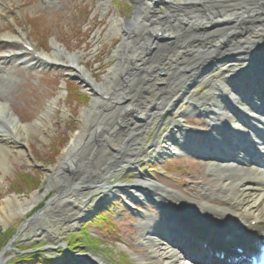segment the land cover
I'll use <instances>...</instances> for the list:
<instances>
[{"label":"bare ground","instance_id":"bare-ground-1","mask_svg":"<svg viewBox=\"0 0 264 264\" xmlns=\"http://www.w3.org/2000/svg\"><path fill=\"white\" fill-rule=\"evenodd\" d=\"M103 3L105 2L103 1ZM158 3L163 5L164 10ZM222 3L225 4L224 7L229 6L230 8L228 9H231V11L225 9L223 10L224 14H218L216 17H211L210 10L213 9V11H215L216 8H214V6ZM241 4L246 7L247 12L239 11V5ZM134 5L135 8L134 12L131 14V18L126 19L120 14H117L109 21L108 28L105 32L106 36L111 37L118 35L119 33H123L124 38L120 44L117 45L113 55H110V57L113 58L115 56L117 57V54L120 53V59H118V62L114 63L108 68L107 73L104 75L103 81L100 82L94 81V78H92V75L86 66L80 64L77 53L68 52L58 43L53 42L51 56L46 52H38L37 55H33L26 51L21 46V43H18L27 39V33L23 28L17 26L14 32H7L1 35V39L5 41L3 44L5 52H2L0 59L3 58L11 63L16 62V60L19 59L20 64L29 67L34 65H37L38 67H45L44 65H47V61L50 58L60 61L61 63H68L67 65L73 68V73L81 80V82L86 84L87 87H91L89 91H91L92 95L90 107H83L80 110V119L77 120L78 125L75 132L71 134L67 147L62 150L57 162L54 165H49L48 169L46 170L45 189L39 193L33 192L29 198L24 199L19 198L15 194H11L0 202V222L3 225H11L12 220H14L15 217L18 215H23L25 211L41 202L45 196H49L50 192L52 194L51 190H56L58 193L61 191L62 195L61 197L59 195L56 197L52 196L48 206L51 205L57 209H63L67 207L73 208L72 202H68L67 207H63L65 201L63 197H65L64 195H72L73 193L71 190L78 192V195L84 191V189L81 190V188H76V183L74 186H72V182L74 180L82 182L80 185H96L102 187V183L104 182L100 179L99 175L104 174L103 170L109 165H112L115 170L120 168V166H117V163L113 161L111 157L112 151L109 149V146L107 147L106 143H109L111 140V132L116 134L115 136L117 137H123V139L126 137L127 133L125 132L126 135H124L122 132L126 131V129H128L131 125L135 124L134 122L129 121L131 119L128 116H132L131 111H134L141 116H145L144 118H146V121H148L147 113L149 111L151 112V109L156 107L155 105L160 101V99H165L167 94L179 95L181 92L183 93V90L185 94L190 93L192 86L191 84H188L191 81H195L199 77V75H197L196 78L192 77L195 72L197 74L204 71L207 73L210 72V70L216 68V63L218 61L225 60L226 57L224 55L229 53L235 52L237 55H239V57L244 59L247 57H253V54L255 55L259 53V51L261 53L263 52L262 47L264 48V28H256L253 31L249 30L248 34H245V38H241L243 34L236 32L235 28H241L240 23H242L244 27L246 26V28H242L244 30L247 29V24L249 26L254 25L255 27L263 26L264 19H260L259 17L264 18V15L260 10L262 6H264V0H138L134 2ZM147 14L148 16H146ZM6 17L11 22L15 21L13 14L7 15ZM245 22H247L246 25ZM231 23H233L234 27L231 26ZM135 24H138L139 27L142 28L140 31L141 34L139 35L134 34V30L137 28L134 27ZM185 25L189 30V37L187 38L184 36L182 37L183 33L181 31V26ZM190 31L195 33V36H191ZM216 32L219 34V37L215 39H209L208 34H214ZM172 34H177V45H173L175 47L174 53H171L170 55L171 58H175L176 61H172L171 65L168 67L165 66V69L169 70V75L160 76L157 79L159 84H156V81H154L155 78L153 77L155 68L157 65L161 64V66L164 67L163 64L165 63L164 60L159 61L158 57L160 56L161 59L167 50L169 51L171 48L165 47L166 43L164 40L166 37H169ZM198 35L207 37V39H209L206 42H199L200 45L206 43V46L204 45V48L201 49L202 51L198 50L195 52L197 53L195 56L186 58L187 55H185L184 52L183 54L179 48H184L187 50L194 47L192 43L195 41V38ZM238 36H240V38ZM161 39L163 41H160ZM136 40H138L139 46H135V43H137ZM132 42L133 46L130 47ZM147 43L148 46L149 44H156V46H158V48H154L149 51L152 53L150 56H147L149 53H143L145 51V47L143 46ZM176 49L178 50L175 51ZM129 52H132L131 55H134L136 61H138V59L140 60V58H143V61L145 62L147 60L145 58L146 56L149 57L150 60L148 63L146 62L144 67H141L139 71L132 69L133 67L130 66L132 64L129 61ZM204 52H209L208 56H205ZM179 53H181V56L183 55L182 58L179 57ZM215 53H217V57H214ZM209 60H211L210 64H207ZM236 60L238 61L239 58ZM231 65L232 64H230V66ZM248 69L249 68H228L227 72L229 75L234 76L233 78L237 82L235 86L236 92L243 89L244 93L247 94L249 93V88H251V93H253L254 90L256 91L258 88L260 89V82L257 81L264 79V75H262V73L255 75L256 77L254 76V78L252 72H250L248 77H246L247 75H243L242 78H239L240 71ZM123 72L127 78V84L129 87L128 88L127 85L124 87V89L128 88L129 90L127 96L124 94L120 96L121 93L116 92V90H119L121 85L120 77ZM256 73L257 71L255 74ZM136 75L140 76V80L135 79ZM11 76L12 80L14 78L13 72L9 74L7 71H3L0 74V167L3 169V171H6L7 162H20L25 164L30 163V151L27 149L29 145L28 139L31 138L33 133L40 134L42 132L41 125L43 123V119H45L43 118L44 115H42L33 124L22 123L17 117L13 115L10 103L3 98L5 94L7 95L5 89L8 86V82L6 81H9ZM201 79L205 81L207 77L202 76ZM182 80L186 81L185 85L183 86L181 82L184 81ZM193 84H195V82ZM210 84V90H220L223 94H229L230 91V97L228 100L232 103L231 109H227V112L222 111L220 112L221 114H215L210 112L209 106L211 105H208V103L205 105V102L203 101L200 106L203 105L206 108L207 113H212L215 115V119L220 116L221 120L223 119V121H230L232 129L247 131L245 125L241 124L236 116L230 117L232 110L236 106L239 108V111L243 114V116L246 117V119L251 120L252 117L254 120L256 119L261 121V123H264V116H261L263 113L260 112L258 108L252 109V106L249 105L251 103L249 101L252 98L251 96H247L249 100L244 98L245 95L240 93L238 94L239 98L237 96L235 97L232 95L233 90L228 86V81L221 82L223 86L220 85V89L217 86H214L212 82ZM252 84H255V87H253ZM186 86L187 88L185 90ZM210 92L215 94L213 91ZM99 93H108L111 94V96L114 94H119V101L124 103L121 104V106L115 107V109L106 114H102L101 112H91L94 106L102 107L101 104H105L106 102L100 98ZM198 98L199 100H207L204 95H202V98L200 95H198ZM254 99L255 97L253 100ZM174 104V102L173 104L167 103L166 105H163L162 108L167 106V109H171ZM112 117H115V120L118 118V122H121L122 126L126 124L127 128L123 127L124 130L118 129L115 125L116 122H112ZM146 121L138 120L136 122V126L139 124L141 128H144L147 124ZM211 122L212 121H210V123ZM103 123H105L106 126L110 128L111 131L109 134L98 131V127H100ZM261 123L260 126L264 128V125ZM226 128H228V126ZM174 129H180L179 124L174 125ZM128 130L132 132V128H129ZM201 131H206V133L213 135V132L216 131V126H210L207 130H200L198 133ZM175 134L173 133L172 135L175 136L177 142L178 140H182L184 137H181L180 134L176 132ZM134 139L133 137L128 138V142L132 143L128 146V148H126L127 153L125 156H123L124 154L120 151L113 150L115 156L128 159L132 150V146L135 145ZM25 146H27V148ZM169 146L170 144L167 145V147ZM170 147L172 148V146ZM237 156H242V153L239 151ZM221 158L222 157H211L208 169L211 170L214 176L222 180H213L212 183L216 184V186L213 188L209 187L208 184H205L207 188L206 192L203 194L204 198L193 201L192 207L199 209L201 215L204 216V219L207 218L206 214L204 213L205 211L208 212L207 215L212 214L217 216L218 219L212 223L220 227H223L230 220H233L238 221L240 224L250 229L255 228L254 230H256V228H260L264 225V167L253 161L244 162L238 160L242 158H236V156L226 160ZM85 160H88V162ZM81 168H84V170L78 171L79 169L81 170ZM71 169H73L74 172ZM137 183L138 181H135V184ZM89 188L91 187L85 188V190H91ZM245 189L250 190L245 191ZM112 191L118 192L119 187H111L108 190V193H112ZM108 193L107 195H109ZM214 195H220L219 197L222 196L228 200H232L235 202V204H233L231 208L224 206L222 209H219V206L209 200V197ZM230 196L232 197L230 198ZM90 197L92 198L87 200L85 203H82L85 205V208H87V202L95 198L93 193H90ZM175 197H170V199L174 200V202L181 206L186 203L182 197L176 195ZM72 201L74 203L77 202L76 200L74 201V199H72ZM236 207L238 208L237 211H235ZM70 208H68V210L72 211L73 213L69 219L72 217L77 219L82 214H85L86 211L79 208ZM9 211L13 213L9 214ZM225 214H227L226 218L223 217ZM251 220H256V223L252 225ZM34 224L35 223H33L32 226H34ZM54 225L57 226L56 224ZM52 227L55 228L54 226ZM156 239L157 237L154 238L151 236L147 237L146 239L148 246L154 249L151 252L152 254L157 255L158 253L156 250H159V248H162L160 246H163L164 251L167 253V257L170 259L165 264H188L185 263L184 260L183 262L180 260L182 258L177 256L176 251L171 250L169 246H166L165 243L161 245V243ZM135 256L138 257L139 264H144L143 258L141 256Z\"/></svg>","mask_w":264,"mask_h":264},{"label":"rangeland","instance_id":"rangeland-1","mask_svg":"<svg viewBox=\"0 0 264 264\" xmlns=\"http://www.w3.org/2000/svg\"><path fill=\"white\" fill-rule=\"evenodd\" d=\"M77 1L83 3L81 0H61V2L58 4L60 5L58 10L54 9L52 6H50V4H48V6H46V4H43L42 8H38L36 0L29 1V4H27V7H25V13L27 14V17L32 20L33 24L37 25L38 23V25L40 26L43 25L42 27L47 28V30L44 31V33H42L41 35H37L38 30H35L36 27L33 30L28 28L26 29L30 33H28V36H32L34 38L35 45L38 49L39 47L45 45V47L47 46V49L50 50V41L52 38H55L57 41L64 43L70 53L77 52L78 54H80L79 62L86 66L92 77L97 82H100L103 81L104 75L107 73L108 68L111 67L117 60L116 56L113 58L109 56L113 53L117 45H119L121 39H123V35L118 34L111 37H103L102 35L109 25L108 18L111 16V13H108V9L103 11V14L100 12V9L97 10L98 12H92L94 14H97L100 22L99 25L95 28L94 26H91L93 25L92 20L86 21V19L79 17L78 9H72V5L74 3H77ZM32 5L36 6L34 8H31ZM224 5L216 6L220 7ZM80 6H84V4ZM92 8L94 9V7ZM39 10L43 11V13H41V16H37V12ZM132 10L133 7L129 9V11L124 14V16H129V13H131ZM103 27L104 31H102ZM80 31L84 32L82 33ZM99 31H101V34ZM85 33L88 35H86ZM100 36H102V38ZM97 38L102 39V45L100 46L101 48H93L97 43ZM47 42H49V46L46 45ZM129 61L134 68L138 69L140 67V65H136L138 61H136V58L133 55L131 56ZM71 70V68H68L63 71V73L66 71L72 72ZM63 73L59 70L53 69L46 70L35 68L32 70H25L21 68L20 74L17 76L19 81L16 84L10 86L9 100L13 105L16 106L15 112L18 115L20 121H22L23 123L33 124L40 117V115L45 116V114L47 113V117L45 116V123L42 127V132L40 134L33 133L31 135V138L28 139L30 145L33 147L32 151L33 154H35L34 159H36L37 162L42 163L43 167L37 168L35 166L20 162H7L6 171H3V169H1L0 167V202L11 194H16L19 198L24 199L29 198L33 192L39 193L45 189V176L47 166L54 165L57 162L62 150L67 147L71 134L75 132L78 125L77 120L80 119V110L83 107L89 108V102L92 98L91 95L88 91H86L88 93H85L86 95L78 94V92H82L77 89L76 85L72 84L74 83L73 80L67 82V86L69 87V89H67V91L65 92L64 87L66 85L64 79L67 78ZM50 78L54 79L50 80ZM135 79L140 80V76L136 75ZM61 80L63 81L61 82ZM61 84L64 85L62 86ZM78 85L80 84L78 83ZM80 87L82 88L81 90H84L83 85H80ZM111 119L113 120L112 122L115 121V117ZM142 148H144V143ZM85 161L88 162V160ZM200 163L201 162H198V165H200ZM190 166L191 168L195 167L192 166V164ZM82 170H84V168H81V170L79 169L78 171ZM19 172H24L28 175H31L29 184H26L24 180H19L16 188L10 187L9 184L13 181H15L16 184L17 173ZM194 172H196L199 176L203 175V171H200L199 169H195ZM113 173L114 176L117 177L116 181H124L126 177H128V179L125 182H132L133 180V169L128 167L127 164L122 169L117 170ZM186 189L188 190L190 188L186 186ZM196 192L199 191L193 189V193L196 194ZM44 199H46V196ZM37 206L38 204L25 211L24 215H18L17 217H15V219L12 220V224L6 225V227H4L5 230L3 229L1 231L0 264H5V260H8L11 256V249L5 250L6 243H10L15 234L19 232V225L27 216H29L32 212H38L37 209L39 206ZM8 213L12 214L13 212L11 213V211H9ZM64 214V212L59 210L58 213L53 216V219H50L47 224L58 225L57 223L61 219H64ZM63 215L64 217H62ZM78 220L79 218L77 219V221ZM47 224H42L39 232H37V230H25L23 232L20 231V233L16 235L14 239H19L27 246L33 245L35 244V242L39 241H41L42 243L46 242L50 244L54 248V251H57L58 253V251H60V245L62 243L70 244L67 243V241L69 240L68 234H71L72 232L78 233L82 223H74L72 226H70L71 228L69 229V231H66L63 234L61 233L59 235L52 233V231L50 230L51 228H48ZM74 226H76V228ZM92 227L93 226H91V228ZM1 228L2 227H0V230ZM90 231L94 232V227L93 229H90ZM75 237L77 238V244L79 243L76 247L78 248V246H80V251H86L99 258H103L104 262H106L107 264H131V262L122 263L116 261V259L114 258V254L108 251L104 252L102 250V248H106V246L101 248L97 246L88 247L89 243L87 244V241L83 239L81 235L78 234L75 235ZM15 242V240L12 241L10 246L14 247ZM101 242L105 243L104 241ZM100 243H97V245H99ZM109 243H113V245H116L111 238H109ZM130 245L135 248L132 244ZM110 247L113 248V246ZM116 248L117 247H114V249ZM5 251V254L2 253ZM134 253L137 252H130V256H132ZM137 255L143 256L142 253H137ZM133 262V264L137 263L136 260H134Z\"/></svg>","mask_w":264,"mask_h":264}]
</instances>
